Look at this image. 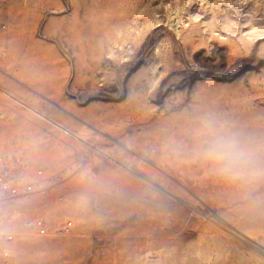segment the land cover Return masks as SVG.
Segmentation results:
<instances>
[{"label":"rangeland","instance_id":"1","mask_svg":"<svg viewBox=\"0 0 264 264\" xmlns=\"http://www.w3.org/2000/svg\"><path fill=\"white\" fill-rule=\"evenodd\" d=\"M263 138L264 0H0V264H264Z\"/></svg>","mask_w":264,"mask_h":264},{"label":"clouds","instance_id":"2","mask_svg":"<svg viewBox=\"0 0 264 264\" xmlns=\"http://www.w3.org/2000/svg\"><path fill=\"white\" fill-rule=\"evenodd\" d=\"M205 159L219 165L224 174H231L234 178L243 175V169L249 164L250 153L235 140L220 138L208 145L204 150Z\"/></svg>","mask_w":264,"mask_h":264},{"label":"built area","instance_id":"3","mask_svg":"<svg viewBox=\"0 0 264 264\" xmlns=\"http://www.w3.org/2000/svg\"><path fill=\"white\" fill-rule=\"evenodd\" d=\"M38 173L39 175H41L42 171H39ZM0 192L11 196H19L22 193L28 195L35 192V185L34 184H26L23 186L14 185L13 178L11 176V170L5 164L4 158L0 157ZM30 225H32L31 222ZM41 225L42 222L38 221L33 226L38 228L40 234H45V229H43ZM5 254L7 255V252Z\"/></svg>","mask_w":264,"mask_h":264},{"label":"bare ground","instance_id":"4","mask_svg":"<svg viewBox=\"0 0 264 264\" xmlns=\"http://www.w3.org/2000/svg\"><path fill=\"white\" fill-rule=\"evenodd\" d=\"M211 111V110H210ZM219 113V112H218ZM240 116V115H239ZM223 118V117H222ZM238 118V117H237ZM240 118V117H239ZM243 118V117H242ZM245 118V117H244ZM244 118H243V121H244ZM237 120V119H236ZM239 121V120H238ZM246 121V120H245ZM225 122V121H224ZM225 125V124H224ZM235 126V125H234ZM236 126H238V125H236ZM229 127V126H228ZM226 129V128H225ZM235 130H237V129H235ZM241 130V129H240ZM239 130V131H240ZM252 131V130H251ZM227 132V131H226ZM230 133V132H229ZM235 133H236V131H235ZM246 133V132H245ZM244 133V134H245ZM234 134V133H233ZM237 134V133H236ZM235 134V135H236ZM252 134H254V131H253V133ZM226 135H228V133L226 134ZM230 135V134H229ZM240 135H242V134H240ZM251 135V134H250ZM256 135H257V133H256ZM249 136V135H248ZM253 136V135H252ZM255 136V135H254ZM232 137V136H231ZM232 139V138H231ZM246 139V138H245ZM256 139H258L257 138V136H256ZM264 139V138H263ZM259 140V139H258ZM262 139H260V141H261ZM237 141L240 143V141H239V139H237ZM252 142H254V141H252ZM250 143V142H249ZM256 143H258V142H256ZM240 145H241V143H240ZM249 145V144H248ZM256 145V144H255ZM246 147V146H245ZM252 147H253V145H252ZM258 147V146H257ZM246 148H248V147H246ZM260 148H261V146H260ZM253 149V148H252ZM250 150H251V148H250ZM259 151H260V149H259ZM254 152V151H253ZM256 152V151H255ZM251 154V153H250ZM249 166V165H248ZM254 168V167H253ZM250 169V168H249ZM248 170V169H247ZM259 172V171H258Z\"/></svg>","mask_w":264,"mask_h":264}]
</instances>
